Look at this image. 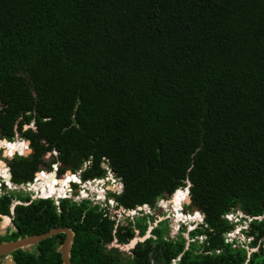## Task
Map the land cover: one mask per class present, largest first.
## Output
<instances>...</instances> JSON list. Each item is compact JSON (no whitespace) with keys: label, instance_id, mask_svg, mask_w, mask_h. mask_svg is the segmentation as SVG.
Here are the masks:
<instances>
[{"label":"trees","instance_id":"16d2710c","mask_svg":"<svg viewBox=\"0 0 264 264\" xmlns=\"http://www.w3.org/2000/svg\"><path fill=\"white\" fill-rule=\"evenodd\" d=\"M16 134L29 152L7 161L12 185L53 163L103 178L105 164L117 207L187 188L202 218L187 243L162 220L124 255L107 245L142 237L147 215L115 226L85 201L2 186L0 215L19 204L0 242L66 227L71 264H264V0H0V146ZM45 177L42 194L58 196ZM233 211L245 246L224 241ZM63 238L12 252L13 264H61Z\"/></svg>","mask_w":264,"mask_h":264},{"label":"rangeland","instance_id":"374dc122","mask_svg":"<svg viewBox=\"0 0 264 264\" xmlns=\"http://www.w3.org/2000/svg\"><path fill=\"white\" fill-rule=\"evenodd\" d=\"M17 140L23 143L22 145H19V147H21V146L23 147L22 151L20 152L21 153L20 155H22V153H25V151L29 152L28 149H25V147H24L25 144H24L23 140L17 134L14 136L13 140L10 141V142L17 141ZM16 143L17 142L13 143L15 145V148H16ZM7 147H8L7 144H5L3 147L0 146V163L3 166H5V169H6L7 161L9 159H11V157L14 154L18 155V152L17 153H13V151H12L10 153V150H7ZM6 154H8L9 156H7ZM48 156H46V157H48ZM42 169L46 172V175L50 176V177L46 176L45 179H48V180H50V182H53L52 180H53V175H54V178L57 180L56 181L57 184H56V182H53V183H55L54 185H57V187H58L60 184H62L61 192L58 193V195H61L63 192H66L65 186H67V181H68L70 175L67 176L65 179H63V176H65V173H67L68 170H64L61 173H59V172L58 173L57 172L56 173H52L51 170L48 171L45 168H42ZM6 171H7V169H6ZM5 173H7V172H4V174ZM5 175L7 176V174H5ZM3 176L4 175L0 176L1 177L0 179L5 180V178ZM71 179L72 178H70L68 182H71ZM102 179H103L102 182H100L98 185H100V186H104L105 185L104 187H107V191H109L110 193H117L118 192V190L120 189V185H119L117 179H115L111 175H108L107 172L105 173V176ZM4 182H6V181H4ZM29 183H31V181ZM32 183H33V180H32ZM1 184H2V186H4L3 182ZM32 187L33 188L30 189V186H25L26 189H30V190H20V189L14 190V189H12L14 191H10V192L20 193L22 196H28L30 199L33 198V197H36V196H40L41 199H51V200L52 199H56V197H59V196H56V195H50V196L49 195H45L44 197H42L41 196L42 189H43V185L42 184H39V185L36 184V185H33ZM4 188L7 189V186L6 187L4 186ZM70 188H71V192H70L71 197L67 193V195H68L67 198H69V200H68L69 202H72V200L76 199V198H73V196L77 192V189H76V187H72V185H70ZM86 189L92 195H94L95 193L96 194H101V193L98 192V188L96 186L90 185ZM6 191H9V190L7 189ZM185 191L186 190H182V192H179L178 190H176L174 192V194H173V200H174L173 203L170 202V196H171L172 193L164 191L162 193V198L154 206L142 208L140 213H138V212H136V213H127V214H121L120 216L119 215L118 216L114 215L115 219L112 220V222L114 223L115 226L116 225L124 226L126 224H131L132 225L135 218L140 217L142 215H147L148 216V218H147L148 227H147V229H146V231H145V233L143 235L144 237L147 235L146 233H148V235H149L150 229L152 227H154V225L157 222L162 221V220H166V223H167L168 229H169L168 230L169 238L174 239L176 237V235L178 233H180L181 228H183V232L181 233V235L183 236V238L187 239V232L190 231L191 229L197 227V225L200 224V222L198 221L200 217L196 213V211H192V209L189 208V205L188 204L186 205V203L184 202L186 200L184 198V195H186ZM36 194H39V195H36ZM97 201L98 202H105V198L99 197L97 199ZM55 202L56 201L53 202L54 205L56 204ZM184 204L186 205L185 207L187 209L184 208ZM89 206H92V205L89 204ZM176 208H177V210H176ZM182 209H183L184 213H182V211H181ZM229 214L231 216L228 215L227 217H229V220H231V222L235 223V221L237 219V215H238L237 212L233 211L232 213H229ZM190 215L192 217H190ZM225 219H227V218H225ZM0 220H1V222H0V226H1L0 235H1L4 232V229L12 228V227H11L10 224H8V220L7 219L3 220V219L0 218ZM237 222H239V224L236 225L231 232H229L227 234H224L223 238H224L225 242H233L234 241V243H236L237 245L245 246L248 243V241H249V239L246 238L244 236V234H243L244 229L246 227V223L245 222H241V221H237ZM177 226L179 228L175 232V229L177 228ZM137 236H138V232L134 231V235H133L132 238H135ZM187 240H186V243L191 241V240H188V241ZM202 240H203V237H200V238H198L197 241H198V243H201ZM131 242L132 241L129 240L126 244H122V245L119 244L118 245V244H116V240L112 239L111 243H109L107 245V248H109V247L117 248V250L120 253H123L124 255H128L129 254V252H128L129 249H126L125 247H128V245ZM262 248H264V243L262 244ZM253 250H251V251H253Z\"/></svg>","mask_w":264,"mask_h":264},{"label":"built area","instance_id":"2783aa9c","mask_svg":"<svg viewBox=\"0 0 264 264\" xmlns=\"http://www.w3.org/2000/svg\"><path fill=\"white\" fill-rule=\"evenodd\" d=\"M52 154H55V153L53 152ZM101 166L106 169V172H107L108 175H111L112 177H114L113 173H111L109 171L108 167L105 164H101ZM59 167H61V165L58 164V163H53V164L50 165V169H51L52 173L58 172V168ZM83 168H84V164L82 165V169ZM81 170L76 171L74 173H71V172L70 173L69 172L65 173V175L66 174H68V176L70 175L69 177L72 178L71 182H76L77 185H78L77 192L73 196V198H76V199L72 200V202L79 203L81 201H85V202L91 204L92 206H96L97 210L100 211L102 213V215L105 216L110 221L115 219L114 215H117V216L119 215L120 216L121 214L136 213L135 209L134 210H124V209L116 206L114 198L112 196H110L109 195L110 192L107 191V187H104L105 185L104 186L98 185L100 182H102V180H103L102 178H90V179H87V180H81L80 175H79V172ZM37 175L41 178L42 176H46V172L42 168H40V170L34 174V177L32 179L33 183H32V180H31V183L28 182V183H23V184H18V185H12L9 182H8V184H6V182H3V183H4V185L7 186L8 190H12V189H14V190H18V189H20V190H30L31 188H33L32 185L35 183V181L37 179L36 178ZM52 181L53 182L57 181L54 178V175H53V180ZM1 185L2 184H1V181H0V188L2 187ZM90 185L96 186L98 188V192L101 193V194H96V193L94 195L90 194L88 192V190L86 189ZM25 186H30V189H26ZM44 186H45V188H47L46 184H44ZM54 186H57V185H54ZM65 189H66V192H63L61 195H58L59 197H56V199H52V202L56 201L57 199H59V200L66 199L68 197L67 193L71 197V195H70V192H71L70 183H67V186H65ZM120 190H121V188L118 190L117 193H119ZM117 193H114V194H117ZM0 194H1V189H0ZM36 195H39V194H36ZM99 197L105 198V202H98L97 199ZM37 198H41V197L40 196H36V197L31 198V199H37ZM67 200H69V198H67ZM55 203H56L55 205H57L58 202L56 201ZM144 207H147V206L143 205L142 208H144ZM228 215H230V214L225 215L224 218H227L226 220L231 221V220H229V217H227ZM178 228L179 227L177 226V228L175 229V232L178 230Z\"/></svg>","mask_w":264,"mask_h":264},{"label":"water","instance_id":"95a60500","mask_svg":"<svg viewBox=\"0 0 264 264\" xmlns=\"http://www.w3.org/2000/svg\"><path fill=\"white\" fill-rule=\"evenodd\" d=\"M27 153H28V151H25V153L23 155H25ZM6 169H7L6 181L10 182L11 175L9 172V167L7 165H6ZM186 185L188 186V182L186 183ZM120 187H121V184H120ZM185 190H186V195H185L186 200L184 202L186 203V205L187 204L189 205V198L187 196L188 190H187V188H185ZM56 201L59 202L60 200L57 199ZM16 204H19V202H16ZM191 209H192V211L198 212L196 210L195 206H192ZM141 210H142V206L135 207L136 212H140ZM181 211H182V213H184L183 209ZM198 214H199V212H198ZM0 217H3V216L0 215ZM201 218H202V216H201ZM57 234H63L64 235L63 241L61 242V244L56 249L57 252L59 253L61 264H71L69 261V249H70V246L72 243L73 233L66 227L51 228L42 234L24 236L22 238H16L15 240H12V241L2 242V243H0V256L8 255V254H10L16 250H21V251L28 250V249H30V247L36 245L37 243H39V242H41L47 238H50L54 235H57ZM146 234L147 235L145 237L144 236H142V237L137 236L135 238H132L130 240L132 242L128 245V247H125V248L131 249L135 245L136 242H141L142 240H144L145 238H147L149 236L148 233H146ZM7 264H13V261L8 262Z\"/></svg>","mask_w":264,"mask_h":264},{"label":"flooded vegetation","instance_id":"af4514ba","mask_svg":"<svg viewBox=\"0 0 264 264\" xmlns=\"http://www.w3.org/2000/svg\"><path fill=\"white\" fill-rule=\"evenodd\" d=\"M5 171V170H4ZM66 178V177H65ZM64 178V179H65ZM63 180V179H62ZM0 181H2L3 182V179H0ZM1 182V183H2ZM2 186V185H1ZM16 204V202H12V204L10 205V216H7V218H8V224H10L11 225V227L12 228H7V229H4V232L0 235V237L1 236H4V235H6V234H10L11 232H13L14 231V226L12 225V223H11V215L13 214V206ZM6 217V216H5ZM1 218V217H0ZM0 222H1V220H0ZM10 241V240H9ZM12 241V240H11ZM2 242H8V241H1L0 243H2ZM14 252V251H13ZM8 258V259H7ZM12 261V257H11V253L10 254H8V255H4V256H0V264H7L8 262H11Z\"/></svg>","mask_w":264,"mask_h":264},{"label":"bare ground","instance_id":"6f19581e","mask_svg":"<svg viewBox=\"0 0 264 264\" xmlns=\"http://www.w3.org/2000/svg\"><path fill=\"white\" fill-rule=\"evenodd\" d=\"M15 142H17V143H16V149H19V150H16V151H13V152H18V153H20V152L22 151L23 147H22V146L19 147V145H22V144L19 143L20 141L18 142V140H17V141H13V142H8V143L5 141V142H3V146H4L5 144L10 145V144H13V143H15ZM3 146H2V147H3ZM7 150H10V148L7 147ZM2 171H4V170H2ZM5 174H7V173H5ZM46 176H47V177H50V176H48V175H46ZM0 178H1V177H0ZM36 178L38 179L39 176L36 177ZM69 178H70V177H69ZM37 179H36V180H37ZM4 181H6V179H5ZM35 182H36V181H35ZM55 182H56V181H55ZM56 183H57V182H56ZM6 184H8L7 181H6ZM34 184L39 185V184H42V183H34ZM34 184H33V185H34ZM42 185H43V184H42ZM36 188H37V187H36ZM95 189H96V188H95ZM182 190H185V189H178L179 192H182ZM185 193H186V191H185ZM45 195H46V194H42V193H41V196H42V197H44ZM184 198L186 199L185 195H184ZM144 208H145V207H144ZM176 210H177V208H176ZM191 215H192V214H191ZM191 215H190V217H192ZM1 219H3V220H6V219H7V220H8V218L5 217V216L1 217ZM200 219H201V216H200V218H199L198 221H200ZM8 221H9V220H8ZM0 229H1V226H0Z\"/></svg>","mask_w":264,"mask_h":264},{"label":"clouds","instance_id":"9594fccd","mask_svg":"<svg viewBox=\"0 0 264 264\" xmlns=\"http://www.w3.org/2000/svg\"><path fill=\"white\" fill-rule=\"evenodd\" d=\"M2 141L5 142V140H1V142H2ZM23 142H24V144H25V145H24L25 149H27V143H26L24 140H23ZM25 149H24V150H25ZM13 153H17V152H13ZM13 153H12V154H13ZM20 154H21V153H18V155H20ZM23 154H24V153H22V155H23ZM50 170H51V169H50ZM68 172H69V171H68ZM57 173H58V172H57ZM69 173H70V172H69ZM117 180H118V179H117ZM68 181H69V180H68ZM68 181H67V183H70V185H72V187H76V189H77L78 185H77L76 182L74 183V182H68ZM3 182H4V180H3ZM9 183H10V182H9ZM118 183H119V185H120V182H119V181H118ZM4 186L6 187V185H4ZM120 188H121V187H120ZM184 189H185V188H184ZM5 190H7V189H5ZM120 191H121V190H120ZM66 200H67V199H66ZM237 214H238L239 216L237 215L236 222H237V221H241V222H245V223H246V221H242V220H241L242 216L240 215V213H237ZM199 222L201 223V219H200ZM245 230H246V227H245L244 231H245Z\"/></svg>","mask_w":264,"mask_h":264}]
</instances>
